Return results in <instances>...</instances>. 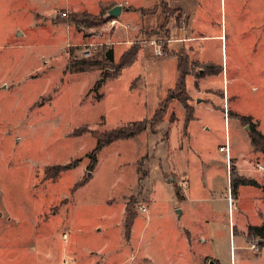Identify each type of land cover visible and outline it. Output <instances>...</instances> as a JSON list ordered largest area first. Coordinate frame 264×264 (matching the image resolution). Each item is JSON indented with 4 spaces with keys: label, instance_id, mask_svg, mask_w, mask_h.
I'll list each match as a JSON object with an SVG mask.
<instances>
[{
    "label": "rangeland",
    "instance_id": "obj_1",
    "mask_svg": "<svg viewBox=\"0 0 264 264\" xmlns=\"http://www.w3.org/2000/svg\"><path fill=\"white\" fill-rule=\"evenodd\" d=\"M65 1L40 0V5L28 11V0H0V264H117L121 255L103 259L91 252L104 242L113 247L120 244L118 224L124 228L128 210L132 216L138 214L135 248L144 249L148 243L153 254L155 242L162 237L175 238L190 221H199L196 202L191 211L179 205L181 199L174 187L180 174H186V190L192 195L211 193L204 191L216 186L215 197H220L227 188L226 163L228 169L238 166L235 156L243 159V172L253 171L264 186L263 172L257 167L264 166V145L251 143L253 128L264 135V25L251 30L247 27L250 31L243 32L236 22V14L241 11L244 15V6L251 5L257 6V23L262 25L264 1L260 6V0L257 4L248 1L247 6L246 0H223L221 8V0H197L194 5L193 23L201 30L204 25L208 35H218L221 16L226 19L224 40L226 36L230 57L226 79L213 78L218 74L217 66L201 63L189 52L191 48H183L176 40L188 35L182 30L188 20L174 10L179 0H168L166 11L162 3L157 5L158 0H138L137 4L150 8L146 12L151 14L145 17L147 29L136 30L129 40L137 49L136 59L120 77L121 68L116 65L122 61L117 52L121 44L116 32L119 24L112 30L106 23L89 28L77 25L70 20L71 13L87 8L96 16L102 14L101 6L97 0H87V5L81 6L75 0L68 7ZM26 10L37 22L35 31L27 23ZM63 18L69 20L63 24ZM17 26L19 30L12 31ZM170 37L176 42L169 43ZM53 42L57 46L51 48ZM87 42L98 45L97 53L89 59L80 55ZM156 44L162 49L160 55L155 54ZM206 44L208 55L222 65L221 40ZM112 49L114 62L105 57ZM26 55L34 56V63L25 64ZM181 57V70L194 78L193 82L185 81V102L193 116L194 107L198 108V121L191 122L187 130L183 93L175 87ZM84 61L89 65L82 67ZM90 66L93 70L83 69ZM169 91L177 97L164 110V120L159 124L158 115L157 122L137 137L103 148L98 156L99 170L83 186L96 167L89 157L96 144L91 131H110L145 117L151 121ZM242 116L250 121L245 122ZM222 146L229 147V162L226 151H220ZM69 164L70 169H59ZM164 170L169 171L165 175L175 173L177 180L165 181ZM137 174L153 186L154 197L132 194L120 200L137 181ZM203 182L208 184L206 190ZM245 187L241 189L246 197L244 218L252 224L264 222V206L257 209L248 201L257 188ZM211 203L221 208L228 224L226 201ZM140 205L147 206L148 212L142 213ZM214 235L225 245L229 242L228 225L215 228ZM249 246L246 252L252 255L255 250ZM220 250L225 251V247ZM226 252L229 255L228 248ZM141 262L137 256L128 263Z\"/></svg>",
    "mask_w": 264,
    "mask_h": 264
},
{
    "label": "crops",
    "instance_id": "obj_2",
    "mask_svg": "<svg viewBox=\"0 0 264 264\" xmlns=\"http://www.w3.org/2000/svg\"><path fill=\"white\" fill-rule=\"evenodd\" d=\"M76 1L75 0H67V1H65L64 5L71 6V5H74ZM86 1L87 0H79V6H81V4L87 5ZM97 1H98V4L101 6L100 10L107 9L111 6L116 5V4H120V5H122V11H121L120 16H122L123 13L125 12L123 18H118L119 25L117 26V30H116V32L118 34H120L119 35V37H120L119 43H121V44H120V46H118L120 49L117 48V52L119 54V56H118L119 60L121 61V60H123V56L126 53H128L129 48L131 46H133V44L130 45L131 43H129L130 42L129 40L132 36H134L136 30H138V29L141 30L142 28L147 29L145 27V24H146L145 17L146 16L148 17V15L151 14V13L146 12V11L150 10V8H148L146 6H140L139 4H137L138 0H108V1L107 0H97ZM161 1L162 0H158L159 3H157V5L161 4ZM164 1H165L167 8H170L168 0H164ZM248 1H255L256 4L258 2V0H246L245 3L247 6H248ZM263 1L264 0H260L259 6H260V4L263 3ZM28 2L31 3L30 7H26L28 9V11H29V8L35 7L36 6L35 4L40 5V0H37V1L28 0ZM196 2H197V0H179V2L177 3V4H179L177 9L172 8L175 11H177V13L183 19L185 18L188 20V25H186L187 28L182 29V30H187L188 35L182 36V37H180V39H176V40L180 41L183 38L189 39L187 41V48L188 47L191 48L189 50V52L191 51V53L193 55H195L201 63H203V64L205 63V64H209L212 66H217V67H219V66L222 67L223 71L219 72L218 74H216V73L213 74L212 75L213 78L220 76V77H222V79H224V78L226 79V76L228 77L227 66H228L229 58H230L229 55H227L226 36H225V40H224V32L226 34V31H227L226 19L221 16L220 22L217 24L218 25L217 28L221 30V32L218 35H214V36L208 35L207 33H205L206 30H204V25L202 26L203 30H201L200 25H198L197 23L196 24L193 23V19L195 18L194 12H196V10H195L196 7H194V5L196 6L198 4ZM58 3H60V2L58 1ZM222 4H223V0L220 1V7L221 8H222ZM157 5L155 7H157ZM248 7L249 8H246L244 6V8H243L244 10H247L244 15L242 14L241 11L239 14H236V18H238L236 22L238 25L239 24L241 25L239 27L242 28L241 31L243 30V32H244V30L250 31L252 29V27L254 29L255 27L260 28V27H263V25H264V23L262 25H258V23H257L258 12H259V10H257V6L251 7V5H249ZM82 10H87V8H84ZM28 11L27 10L24 11V14L27 15V18H30L29 22H27V23H29L30 27L33 28V30L35 31V29H36L35 26H36L37 22L34 21V19L32 18L31 14ZM77 12H80V11H77ZM166 16L168 17L169 14H166ZM261 17H264V11L261 14ZM211 25H213V30L217 29L216 26L212 22H211ZM18 27L19 26H17L16 28H18ZM247 27L250 30H247ZM16 28H14L12 31H18L19 30V28L18 29H16ZM130 28H132V29H130ZM23 31H24L23 34L26 33L27 28H24ZM169 33L170 32L168 31V34ZM24 36H25V34H24ZM249 38H250V36H249ZM218 39L221 40V42H222V45H221L222 55H223L222 65H221V63H218V62L216 63L213 60V58L208 55L209 49H208V46L206 44L209 41H212V40L215 41ZM168 41H169V43L172 44L173 41H175V40L174 39L171 40V37H170V40H168ZM55 42H53L51 44V48L57 46V44ZM225 42H226V53H224ZM170 45H168L169 48H170ZM31 54H34V53H31ZM29 55H26L25 59L23 60L25 62V64L34 63V59H31L34 56H29ZM234 55L238 56L239 55L238 51L235 50ZM36 56H37V54H36ZM37 57H40V56H37ZM169 57L170 56H167V58H169ZM113 58H114V51H113ZM167 58H161L160 60L167 59ZM114 60H115V58H114ZM118 63H120V62H118ZM133 64L134 63H132L131 65H128V67H131ZM116 65L118 66V64H116ZM225 66H226V70H225ZM128 67L121 68V71L119 72L120 75L117 77H120L122 72L125 69H127ZM87 71H91V70L88 69ZM207 76H210V75H207ZM204 77L202 76L199 79L203 80ZM192 78H193L192 74L187 75L186 82L187 81L193 82ZM101 83H103V82H101ZM158 106L159 105H157L156 111L158 110ZM197 110H198V108L194 107V116H193L194 118L192 120H190V122H187V121L184 122V129L187 130V128L190 126L191 122L198 121V116H196ZM226 110L227 109H225V107H223V112H224L225 118H226ZM156 111L153 113L152 118L156 114ZM145 119H147V118L145 117ZM145 119L134 121V122H140V121H143ZM115 128H117V127H115ZM115 128H113V129H115ZM113 129H111V130H113ZM139 134H141V133H139ZM139 134H137L134 137H137ZM134 137H130V138H134ZM168 138H169V136H168ZM121 140H129V139H121ZM111 144H113V143H111ZM95 146H96V144L94 145L93 149L95 148ZM105 147H103V148H105ZM93 149H92V151H93ZM102 149H101V151H102ZM230 157H231V155L229 154L227 156V153H226V161H228L230 159ZM235 158H236L235 161L238 165L237 168L235 169L236 176H241V177H246L249 179L257 180L256 179L257 175L253 171L251 173L245 174L243 172V170L240 168V166L243 165V161H242L243 159L236 157V156H235ZM98 160H97L94 172L92 173V176H89V177L87 176V179L82 183L83 186H85L88 182L92 181V179L96 175L97 171L99 170V165H98L99 161ZM232 167H234V165H230V167L228 169V165L226 163L227 176H228L227 188L225 191H223V193H222V195H220V197H215V195L218 193L217 192L218 189L216 188V186L206 190V187H208V184H206L205 182H203V186H204L203 188H205V190H206L204 192L209 191L211 193H208V194H204V193L202 194L201 193V195H195V194L192 195V193L190 191L186 190V185H187L186 184L187 183L186 174L184 172L180 174L181 180H180V178H178L179 183H177L174 187V192L178 195L179 199H181V201H179V205L181 208H182V206H185L188 209V211H191L193 209L192 208L193 202H196L197 207H199V209H200V214H199V218H198L199 221L198 222L190 221L189 226L184 227V229L181 230V232L178 235H176L175 238H164L163 239V237H162L159 241L155 242L154 248H156V250L153 253L154 255L151 253L152 252L150 250L151 246L148 243L145 245L146 247H144V249H143V247H141L139 245H138L139 247L136 246L137 248H135V239H134L133 235L135 234V232H137V227L135 225V220H136L135 217L138 214L134 216L132 226L129 229V231H126L125 225L123 228V225H121L120 223L118 224L119 240H120V244H118V246L113 247L111 245V243L106 244V242H104L103 245L99 246L96 251H92L91 254H93V253L101 254L103 259L106 255H108L109 257H111L113 254H116L117 256L121 255V257H119V259L118 258L116 259V257H114L116 259L117 264H129L128 263L129 260L130 259H132V260L137 259V256H140V259L142 261L141 264H264V237L259 236V235H251L249 232L250 227H252V226L253 227L264 226V222L252 224V223H250V221H248V219L244 218L245 213H244L243 209H244V203L246 201V197H244L241 189H242V187H244V189L246 190V187H245L246 184H238V186L236 188L232 187L231 176H230V169ZM169 171H171V170L169 169ZM169 171L164 170L163 178L165 181L173 182V181H175L177 176L175 173H173L174 176L164 174V173H167ZM182 178H183V180H182ZM145 181H146V179L138 178V174H137V181L132 182V184H134V185L131 184L132 186L130 188H128L126 190V192H124L122 194L123 197L120 200H125L129 195H132V194L133 195H140L141 197H143L145 199L147 198V196H148V198H153L155 195V194H153L154 188H153V186L149 187L145 183ZM140 182L142 183V185H140V187H139ZM183 182H184V184H182ZM137 185H138V187H137ZM182 185H184V186L182 187ZM246 186H249V185H246ZM255 187L257 189H254L252 194H250L248 196V198H249L248 201H251L252 206L255 205L257 209H261L262 206H264V192L259 187H257V186H255ZM231 195H232V198L234 199V206H235V208H232V209H231V207H229V196H231ZM223 200L226 201L227 207H228V214H229L228 224L224 221L223 215H221V212H220L221 208L218 205H212V203H211L212 201L223 202ZM232 210H233V216H232L233 218L231 217ZM180 212H181V215H183L185 211L183 209V210H180ZM143 218H145V220H148L149 217H143ZM224 225L225 226L228 225V235H229L228 236L229 242L225 243V245H224V243H222V241H220V240L217 241V238L214 235V229L215 228L221 229V227L223 228ZM124 232H125L126 238H124ZM255 241L258 242L259 248L257 250H255V253H253L252 255H249L248 252H246L247 245H250L249 248L252 249L251 245L253 243H255ZM127 244H128V246H127ZM127 247H129V248H127ZM224 247H225V251L220 250ZM227 248H228L229 255H227V252H226ZM222 251L224 253L226 252L225 256H223ZM135 252H137V255L134 254ZM228 256H229V258H228ZM109 257H107V258H109Z\"/></svg>",
    "mask_w": 264,
    "mask_h": 264
},
{
    "label": "trees",
    "instance_id": "obj_3",
    "mask_svg": "<svg viewBox=\"0 0 264 264\" xmlns=\"http://www.w3.org/2000/svg\"><path fill=\"white\" fill-rule=\"evenodd\" d=\"M162 7L164 9V11L167 10V6L165 4V1L162 0ZM111 7L107 8V9H103L101 11L102 14H98L96 16H94V14L87 12L86 10H81V12H75V13H71L70 16V20L77 24V25H84L85 27H96V26H100L103 25L105 23H107L109 20V18L106 17V11L108 9H110ZM68 16V18H69ZM180 16H178L179 18ZM68 18H63L62 20H60V22H65L66 20H69ZM136 51L137 49L132 48L131 50L128 51V53H126L123 56V60L118 64L119 69L120 68H124V67H128V65H131L134 61H135V56H136ZM106 58H109L108 60H110V62L114 61L113 58V49L112 50H108V52L105 55ZM179 64H178V71H179V77L176 81L175 87H177L181 93H183L182 97H181V101L184 102L186 104V108L188 111L186 114L187 117V122H190V120H192L194 117L192 115L191 109L187 106V103L185 102L187 100V95H186V86H185V81H186V77L188 75L187 71H183L181 70V63L182 62V57L178 60ZM89 65L88 62L84 61L82 62V67L83 65ZM92 68V66L90 67H86L83 69H90ZM216 70H218L219 72H222V67H215ZM82 69V70H83ZM181 70V71H180ZM177 96L173 93V91H169L167 96H165L164 100L161 101V106L158 108V110L156 111V114L154 115V117L152 118L151 121L149 120H144V121H140V122H133L130 123V125L127 126H121V127H117L113 130L110 131H103V132H97L95 130L91 131V134L96 138V146L93 149V151L89 154L90 156V160H91V164L94 166H96L97 160H98V155L101 151V149L105 146L110 145L111 143H114L117 140H121V139H130V137H134L137 134L141 133L142 131H145V129H147L148 125H153L155 124L157 121L155 120L158 115H159V124L160 122H162L164 120V113L167 110V105L170 103L171 100L175 99ZM165 110V111H164ZM242 119L245 122L250 121V118L247 116H242ZM155 120V121H153ZM252 128V126H251ZM251 143L253 145L256 146H260L264 145V135L260 132H258L257 130H255V128H253L251 130ZM71 164V163H70ZM63 165L60 166V170H66V169H70L72 166L71 165ZM230 176H231V183H232V187L236 188L238 186V184H246V185H251V186H257L259 187L261 190H263L264 192V186H261L259 184V182L255 179H249L246 177H241V176H236L235 174V168L232 167L230 169ZM80 186V185H78ZM129 208H127L128 210ZM133 218L134 216H132L131 210H128L127 212V216H126V220H125V225H126V231H129V229L132 226V222H133ZM249 232L251 235H259V236H263L264 237V226H255V227H250L249 228Z\"/></svg>",
    "mask_w": 264,
    "mask_h": 264
},
{
    "label": "built area",
    "instance_id": "obj_4",
    "mask_svg": "<svg viewBox=\"0 0 264 264\" xmlns=\"http://www.w3.org/2000/svg\"><path fill=\"white\" fill-rule=\"evenodd\" d=\"M62 17H66V16L65 15H62ZM118 24H119V20L117 18H111V20H109L106 23L107 27L110 28V30L114 29V27H116ZM97 46H98L97 44L91 43V42L84 43L82 45V48L80 49V55H81V57L86 58V59H89V58H92L93 56H95V54L97 53V50H98V47ZM155 54L156 55L162 54V49L157 44H156ZM222 150H225L226 151L227 156L230 154L229 153V147L228 146H226V147H223L222 146L220 148V151H222ZM257 167H258V170L261 171V172H263L262 174L264 175V166L261 165V164H257ZM229 207H231V209L232 208H235V206H234V199L232 198V195L229 196ZM138 209H140V211L142 213H147L148 212L147 207L144 206V205H140ZM251 248L253 250H257L259 248L258 242L255 241V243H253L251 245Z\"/></svg>",
    "mask_w": 264,
    "mask_h": 264
},
{
    "label": "water",
    "instance_id": "obj_5",
    "mask_svg": "<svg viewBox=\"0 0 264 264\" xmlns=\"http://www.w3.org/2000/svg\"><path fill=\"white\" fill-rule=\"evenodd\" d=\"M122 11V5L116 4L111 7V9L107 10V15L106 17L111 19V18H118L121 15Z\"/></svg>",
    "mask_w": 264,
    "mask_h": 264
},
{
    "label": "flooded vegetation",
    "instance_id": "obj_6",
    "mask_svg": "<svg viewBox=\"0 0 264 264\" xmlns=\"http://www.w3.org/2000/svg\"><path fill=\"white\" fill-rule=\"evenodd\" d=\"M189 39H187V38H183V39H181L180 41L182 42V44H183V48H185L186 49V47H187V41H188ZM200 71H202V70H200ZM189 74H191V73H189ZM188 74V75H189Z\"/></svg>",
    "mask_w": 264,
    "mask_h": 264
}]
</instances>
